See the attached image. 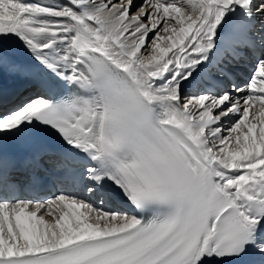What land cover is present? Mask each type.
I'll return each instance as SVG.
<instances>
[{"label":"snow or ice","instance_id":"1","mask_svg":"<svg viewBox=\"0 0 264 264\" xmlns=\"http://www.w3.org/2000/svg\"><path fill=\"white\" fill-rule=\"evenodd\" d=\"M0 264H264V0H0Z\"/></svg>","mask_w":264,"mask_h":264},{"label":"bare ground","instance_id":"2","mask_svg":"<svg viewBox=\"0 0 264 264\" xmlns=\"http://www.w3.org/2000/svg\"><path fill=\"white\" fill-rule=\"evenodd\" d=\"M23 2H29L28 0H23ZM31 2H35V0H31ZM138 2H139V0H138ZM9 86H11V85H9Z\"/></svg>","mask_w":264,"mask_h":264},{"label":"rangeland","instance_id":"3","mask_svg":"<svg viewBox=\"0 0 264 264\" xmlns=\"http://www.w3.org/2000/svg\"><path fill=\"white\" fill-rule=\"evenodd\" d=\"M29 2H31V0H28ZM11 86H16V85H11Z\"/></svg>","mask_w":264,"mask_h":264}]
</instances>
